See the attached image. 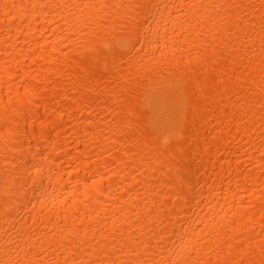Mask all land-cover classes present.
<instances>
[{
  "label": "bare ground",
  "instance_id": "1",
  "mask_svg": "<svg viewBox=\"0 0 264 264\" xmlns=\"http://www.w3.org/2000/svg\"><path fill=\"white\" fill-rule=\"evenodd\" d=\"M0 264H264V0H0Z\"/></svg>",
  "mask_w": 264,
  "mask_h": 264
}]
</instances>
